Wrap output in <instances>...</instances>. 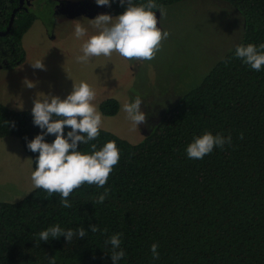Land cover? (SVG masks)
<instances>
[{
  "label": "trees",
  "instance_id": "obj_1",
  "mask_svg": "<svg viewBox=\"0 0 264 264\" xmlns=\"http://www.w3.org/2000/svg\"><path fill=\"white\" fill-rule=\"evenodd\" d=\"M181 1L155 0L163 6ZM226 1L245 18L241 40L166 110L148 136L132 143L101 127L97 139L80 145L90 153L91 144L100 150L116 143L120 160L104 188L82 185L69 198L71 208L35 188L18 201H0V264H49L51 257L56 264H114L105 241L115 234H122L125 251L119 264H264V66L254 71L235 57L238 45L264 43V0ZM34 2L17 10L8 31L20 0H0L1 66L23 63L25 33L40 15L53 18L38 6L45 0ZM126 8L112 0L106 14ZM33 107L15 110L0 102V137H18L35 169L39 153L27 143L42 130L33 123ZM99 108L113 116L120 103L107 98ZM70 130L65 126V137ZM205 132L231 135L232 142L203 159H189L187 146ZM105 188L110 193L104 203L94 204ZM57 224L64 230L83 227L87 234L69 244L65 237L38 244V233ZM93 224L101 231L91 232ZM153 244L159 259H153Z\"/></svg>",
  "mask_w": 264,
  "mask_h": 264
},
{
  "label": "rangeland",
  "instance_id": "obj_2",
  "mask_svg": "<svg viewBox=\"0 0 264 264\" xmlns=\"http://www.w3.org/2000/svg\"><path fill=\"white\" fill-rule=\"evenodd\" d=\"M66 1L97 6L96 0H45L49 16H53L57 4ZM38 6L43 8L42 4ZM163 7L162 20L156 13L158 26L169 35L151 61L126 60L113 53L110 58L93 57L87 64L79 63L76 58L82 55L83 43L97 34L91 20L98 15L91 17L84 11L73 16L56 13L48 21L40 15L23 37L25 61L15 67L0 66V102L25 110L34 106L37 96L65 99L74 81H83L96 93L93 103L102 115L101 127L132 143L140 142L166 110L197 87L241 40L245 28L243 14L226 0H183ZM76 23L87 30L80 39L74 36ZM36 60H43L46 70L33 69L30 62ZM26 80L35 86L27 87ZM137 96L143 100L141 110L147 115V123L134 126L122 106L134 102ZM107 98H116L120 103L119 112L113 116L100 111V103ZM33 171L32 157L20 139L0 137V201L14 202L29 194L34 189Z\"/></svg>",
  "mask_w": 264,
  "mask_h": 264
},
{
  "label": "clouds",
  "instance_id": "obj_3",
  "mask_svg": "<svg viewBox=\"0 0 264 264\" xmlns=\"http://www.w3.org/2000/svg\"><path fill=\"white\" fill-rule=\"evenodd\" d=\"M119 2L121 6L127 4L126 10L119 16L114 18L109 14H100L91 20L97 34L90 36L83 43L82 55L76 58L77 62L87 64L93 57L110 58L113 53H117L126 60L155 59L161 42L169 35L158 26L165 16L163 5H158L155 0H147L141 4H136L135 0H119ZM96 3L98 6L111 7L112 0H96ZM154 9L156 11H153ZM157 11L160 13L159 21ZM86 34V28L81 23H76L74 36L80 39ZM235 57L252 70L260 71L264 66V43L259 47L251 43L246 46L238 45L235 49ZM225 62L227 63L228 60ZM30 63L33 69L46 70L43 60ZM69 78L72 79L70 75ZM25 85L29 88L35 86L27 80ZM95 98L96 93L88 83L74 81L73 89L65 99L45 95L43 99L37 96L34 100L33 123L42 131L27 143L30 151L39 153L31 180L35 189H42L47 193L46 198L57 195L60 198L59 205L63 208L72 207L69 199L71 194L84 184L104 188L114 166L120 160V151L114 141L107 142L100 150H96V144H91L90 153L79 150L80 145L89 144L100 134L102 115L93 103ZM142 102L143 100L137 96L134 102L125 103L122 106V111L127 114V118L134 126L147 123V115L141 110ZM12 124L14 127V122ZM65 126L71 129L67 132V137L64 132ZM48 135L55 136L52 143L45 141ZM240 138L243 139V133ZM231 142V135L225 138L221 134L213 135L211 132H205L202 136L194 138L193 142L187 146L186 153L189 159H203L215 147L223 148L225 144H231ZM109 193L110 189L105 188L103 193L94 198L93 203H104ZM100 231L98 225H91V232ZM107 231V229L103 230L105 233ZM86 234L83 227L76 230H64L57 224L38 233L37 243L65 237L69 244L74 237L83 239ZM121 235H112L105 241L106 245L111 246L110 255L114 264H119L125 257V251L121 248ZM151 251L153 259H159L157 244L151 246ZM49 264H56V258H49Z\"/></svg>",
  "mask_w": 264,
  "mask_h": 264
},
{
  "label": "water",
  "instance_id": "obj_4",
  "mask_svg": "<svg viewBox=\"0 0 264 264\" xmlns=\"http://www.w3.org/2000/svg\"><path fill=\"white\" fill-rule=\"evenodd\" d=\"M20 2H21L20 7L16 8L12 13L10 24H9L8 29H7L8 31L10 30V28L13 24L17 10H19L21 7L24 6V0H20ZM86 9L88 10L89 16L95 17V16L100 15V14H105L106 9H107V5H105V6H98L97 5L96 6V5H91L88 3H87V5H85V4H79V2H76V3L69 2L68 4H66L65 6L62 7L61 12L64 14L67 13L70 16H73L75 14L82 12V11H86Z\"/></svg>",
  "mask_w": 264,
  "mask_h": 264
},
{
  "label": "flooded vegetation",
  "instance_id": "obj_5",
  "mask_svg": "<svg viewBox=\"0 0 264 264\" xmlns=\"http://www.w3.org/2000/svg\"><path fill=\"white\" fill-rule=\"evenodd\" d=\"M21 3V2H20ZM69 2H62V3H59V4H57L56 5V7H55V13L53 14V15H56V13H62L61 12V9H62V7L63 6H65L66 4H68ZM36 3L34 2V0H24V6L23 7H21L20 9H22V8H24V7H27V6H29V5H32V6H34ZM43 6H45L44 4H46V2H43V3H41ZM79 4H85V5H87V3H84V2H79ZM18 7H20V5L18 6ZM17 7V8H18ZM76 7V6H75ZM19 9V10H20ZM84 12H87L88 13V10L86 9V11H84ZM64 14V13H63ZM65 14H67V13H65ZM106 14V13H105ZM69 15V14H68ZM42 20V19H41ZM1 66V65H0Z\"/></svg>",
  "mask_w": 264,
  "mask_h": 264
}]
</instances>
